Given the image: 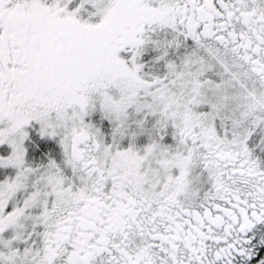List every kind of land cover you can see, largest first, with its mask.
Returning a JSON list of instances; mask_svg holds the SVG:
<instances>
[{
	"label": "snow or ice",
	"instance_id": "1",
	"mask_svg": "<svg viewBox=\"0 0 264 264\" xmlns=\"http://www.w3.org/2000/svg\"><path fill=\"white\" fill-rule=\"evenodd\" d=\"M0 264H264V0H0Z\"/></svg>",
	"mask_w": 264,
	"mask_h": 264
}]
</instances>
